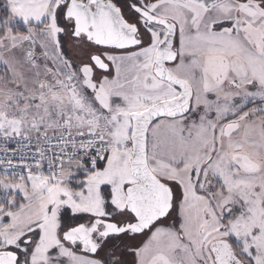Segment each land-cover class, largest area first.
<instances>
[{
  "label": "snow or ice",
  "instance_id": "obj_1",
  "mask_svg": "<svg viewBox=\"0 0 264 264\" xmlns=\"http://www.w3.org/2000/svg\"><path fill=\"white\" fill-rule=\"evenodd\" d=\"M0 264H264V0H0Z\"/></svg>",
  "mask_w": 264,
  "mask_h": 264
}]
</instances>
